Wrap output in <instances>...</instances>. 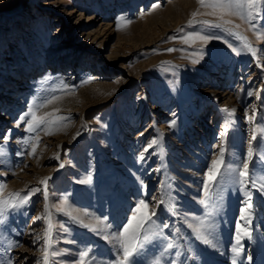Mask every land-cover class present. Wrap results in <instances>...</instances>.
I'll return each mask as SVG.
<instances>
[{"label":"rangeland","instance_id":"374dc122","mask_svg":"<svg viewBox=\"0 0 264 264\" xmlns=\"http://www.w3.org/2000/svg\"><path fill=\"white\" fill-rule=\"evenodd\" d=\"M18 1L0 0L1 69L7 67L10 68V72L16 70L21 74L26 70L33 71L39 65L42 71L40 76H43L49 60L58 58L69 60L74 56H80L90 63L95 62L94 65L98 67L100 63L106 64V71L104 77H95L85 70L78 73L65 67L60 70V76L50 75L49 79H42L41 83L38 81L33 84L34 86L29 85L22 93L28 96V100L32 99L30 106L35 108L36 105L44 104L36 111L38 117L53 113L52 117L46 119L64 117L66 119L57 121V124H64L67 127H61L58 131L53 128L52 135H45L43 130L29 134L25 132L26 124L21 123L19 127L10 129L9 148L0 145L5 148L6 155L7 152L11 155L7 166L11 171L0 172V186H5L3 196L6 198L8 193L18 192L21 196L27 193L30 197L22 207L13 209L5 223L0 225V264H7L9 259L11 264H36L37 260L41 259L39 246L33 248L30 245L32 235L27 224L37 215L36 210L42 207L40 181L43 180V175L40 170L49 162V158L53 162L50 167L53 166L55 170L58 168L54 160L58 142L65 145L60 153L64 170L62 175L52 177L48 186L52 195L55 241L58 243L57 248L66 252L62 255L64 264H71L77 260L78 252L85 246L92 247V259L102 261L103 264H114L117 259V255L110 252L109 248L118 251L114 242L103 239L102 234L94 231L91 232L96 242L90 243L81 224L64 213L57 212L53 205H59L64 197L68 198L66 211H71L73 215L88 212L89 216H81L85 224L95 225L97 221H103L102 228L110 225L107 231L112 233L127 222L139 200L144 199L156 205L159 198L163 197L165 203L155 208L156 225L149 227H155L157 232L162 233L155 238L162 244L165 256L168 254V257H171L172 264H181L180 258H184L181 246L178 241H172L169 237V231L173 232L171 226L173 218L167 222L170 230L162 227L169 215L165 208L168 207L165 184L168 175L171 182L169 194L175 198L176 207L193 205V202L199 207V213L196 215L192 213L191 216L194 217L187 220L191 230L194 232L193 229L198 226L200 220L207 222L209 218L206 213L212 212L211 220L215 222L213 242L217 247L223 246V229L235 230L245 196L238 186L224 183L222 188L214 190V200L209 202L208 207L201 203L204 200V174L211 166L212 160L218 156L220 146L219 144L216 146L214 153L207 154L201 140L200 126L204 120L205 123L218 120L217 115L213 116L212 120V112L205 113L207 108L210 109L212 101L218 102L221 96L220 83L212 82L210 78L222 70L224 75L232 73V83L225 89L231 92L232 101L242 114L239 121L241 131L229 125L224 144L226 161L237 167L242 166L243 158L247 157L253 124L242 112H252V109H255L258 134L260 126L264 125L259 117L264 107V88L261 84L263 79L255 74L254 66L250 67L245 61L246 54H243V49L237 41L225 30L210 27L211 23L196 21L207 18L220 22L215 16L198 15L189 26V21L193 19L192 13L199 8L197 0L185 5H181L183 2L178 4L179 0H109L106 6L108 13H105L101 5L103 0H38L43 9L22 0L23 6L18 13L13 16L7 15L6 12L17 6ZM174 4L182 6L181 11H177L174 17L165 18L164 21L150 20L154 11H162L168 5ZM153 6H157L156 9L152 10ZM58 10L72 15L68 28L66 26L61 28V23L54 21V11ZM199 10L201 13L210 11L204 8ZM90 17L93 18L91 21L93 23H86ZM98 18L104 21L97 24ZM121 18L130 20L131 23L118 30L117 21ZM224 18L232 20L233 24H240L237 30L255 40L256 47L260 48L264 43V38L258 40L257 36L249 31L246 23L235 17ZM94 23L97 25L91 34L98 29V35H92L93 38L94 36L97 38L98 43L85 41L83 37L77 48L73 47L71 50L58 48V45L64 43L65 38L68 39L73 34L81 32L83 36L82 34L86 32L82 29L87 24ZM102 23L108 26L102 27ZM79 24L80 30L69 29ZM255 24L257 32L264 35V11L260 13ZM191 33L213 38L206 43L200 40L185 43L184 38ZM10 46L16 50L11 51ZM99 47L104 50L103 56L114 61L116 68L122 73L114 69L113 74L107 70L109 63L101 59L93 60L92 53ZM168 49L174 51L169 52ZM7 57H10V60L6 64L4 60ZM227 57L235 59L237 65H232L230 58ZM238 64L242 65L240 71ZM120 74L121 79H118L120 76L117 75ZM218 77L216 76L220 81ZM20 79L17 78L16 83ZM44 80L46 81L43 82ZM4 84L5 82L2 84L0 82V97L6 90ZM19 85L20 83L16 86ZM211 91L214 93L211 94ZM249 92L253 94L250 96ZM56 97L59 99H55ZM18 99L20 95L17 99L11 96L8 105L0 104L2 128L11 121L9 115L18 105ZM49 100L52 103H47ZM24 109L26 108L22 107L20 110ZM14 116L15 114L13 118ZM152 117L157 120V125L160 123L159 117L163 118L165 126L162 129L169 136L160 138L154 131ZM172 121H175V125L169 127ZM222 124V121L212 124L214 130L212 135L215 138L210 142L212 149L221 139L217 138L223 130ZM85 126L91 134V139L83 136L75 144L77 138L85 133ZM33 137H38L39 143L36 144L35 155H30L32 144L35 142ZM25 139L29 141L27 144L23 143ZM92 140L96 142L97 147L93 146ZM153 140L157 143L144 152ZM141 152H144L143 160L139 159ZM254 153L250 167L259 173L264 170V158L260 155L264 153V136L258 138ZM233 159H237L239 164H234ZM191 161L197 162L200 169L196 170ZM88 175L92 177L89 183H78ZM199 178L200 184L197 183ZM142 182L147 185L146 189ZM31 189L38 191L31 193L29 191ZM249 190L256 194L251 195L256 199L255 206L261 209L263 203L259 200H264V195L255 189ZM127 193L128 197H125ZM125 209L127 215L122 219ZM259 211L264 214L263 210ZM177 215L179 218L187 216L185 209L181 208L177 210ZM41 221L43 223L44 220ZM9 241L16 246L9 249ZM169 243L174 246L165 251ZM188 243L191 249L195 248L192 239L188 240ZM151 250V244L147 243L137 258L146 256L148 263L154 264V259L150 255ZM159 264H163L162 259H159Z\"/></svg>","mask_w":264,"mask_h":264},{"label":"bare ground","instance_id":"6f19581e","mask_svg":"<svg viewBox=\"0 0 264 264\" xmlns=\"http://www.w3.org/2000/svg\"><path fill=\"white\" fill-rule=\"evenodd\" d=\"M27 1L33 5H37L41 9H43V5L40 3L38 4V0H27ZM191 1L192 0H179L177 3L179 4V2H183L181 5H185ZM108 2H109V0H103L102 4H101V2H99V4H101L102 7H104L103 9H104L105 13H108L106 10V6H108ZM92 4H94V2H92ZM176 4L168 5L166 7V9H164L162 11L161 10L154 11L153 14L150 16V20L164 21L165 18L174 17L176 15L177 11H181V9H182L181 5H176ZM22 6H23L22 0H19L17 3V6L8 10L6 12V14L9 16L10 15L13 16L16 13H18V11L22 8ZM156 7L157 6L152 8V10L156 9ZM54 13H55L54 21H59L62 25L61 28L65 27V26L68 28V26H70L72 15L66 13L63 10L54 11ZM178 14H179V12H178ZM102 20L103 19H99L98 21H96V23L99 24ZM199 20L206 21L208 23H211L212 25L220 23L218 21L207 19V18L206 19L200 18L196 21L198 22ZM91 21H93L92 17L88 18L86 23L91 22ZM76 22H77V20H76ZM53 23H55V22H53ZM91 23H93V22H91ZM96 23L87 24L85 26V28L82 29V31L86 32L85 34H82L83 36H81V32L80 33L77 32L78 34H73L68 39L65 38V40L63 41L64 43L62 42L63 44L58 45V48H60L61 50H66V49L71 50V48H73V47L77 48L80 46V44H81L80 41H82L81 39H83V37H85V41L91 40V43H93V44L98 43L97 38L95 36L93 38V36H92L94 34L98 35V29H95L94 30L95 33L91 34V32L93 31V28H96V25H97ZM89 25H93V27L90 28ZM101 25H102V27L104 26L103 23ZM105 26H108V25H105ZM73 27L74 26H71V27H69V29L75 30V31L81 29L80 24L78 26H75V28H73ZM219 28H221V29L225 30L227 33H229V35L231 37H233L237 41V43L241 46L240 48L243 49V51H242L243 54H246L245 61H247L248 64H250V67L254 66L255 74L262 77L263 83H261V84L263 85V88H264V74L262 75V73L264 72V62H263L264 51H260L261 49H264V43L259 48V47H256L255 40H253L246 33L242 32L240 30H237V29H232V27L229 25H224V26L219 27ZM60 29H59V31H60ZM232 32H235L236 35H233ZM41 33H42V31H41ZM238 36L246 37L248 42L252 44L253 48L255 50H257L258 55L255 58L244 47L243 42L240 39H238ZM99 46H101V45H99ZM9 48L11 49V51L16 50V49H13L12 46H10ZM67 52H69V51H67ZM103 53H104V50L101 47L94 50L92 53L94 55L93 60L97 59L100 61V59H101L104 62L109 63L107 66V70L110 72H113V74H114V69L115 70L117 69V71H120L122 73L121 70H118V68H116L114 61L110 60L107 57H104ZM229 58L232 62V65L236 66L238 62L235 59L233 60L232 57H229ZM9 60H10V57H7L4 60V63L7 64V62ZM109 60H110V62H108ZM94 63L93 62L90 63V62H88V60L86 58L83 59L80 56H74V57H72V59H69V60L67 58L51 59L47 62V66L44 70L45 74L43 76H40V72H42V71L40 70L41 66H39V65H37L33 69V71L32 70L31 71L26 70V71L22 72L21 74L17 73L16 70H13L12 72H10V68H7V67L2 68V69L0 68V82H1V84H2V82L3 83L5 82L4 88L6 89L5 92L0 97V104L8 105V101L11 99V96H13L17 99L20 95V99L17 100L18 105H16L15 109H12V111L9 115L11 117L10 118L11 121H9V124L3 128L0 126V145L5 146V148H9V146H10L9 145V143H10V129L11 128L12 129L17 128V121L19 120L20 116L23 115L28 110L29 106L32 103V99L28 100L27 99L28 96L22 94L23 92L26 91L25 90L26 87H28L29 85H33L34 83H37L38 81H40L38 83H41L42 79H46V78L49 79L50 75H56L57 74L60 76V74H61L60 70H62L65 67H67V68L69 67V69L73 70V72L83 73L82 71L85 70V72H88L89 75L92 74L95 77L96 76H100V77L103 76L104 77V74L106 71V67H105L106 64L100 63L101 65L98 67V66H95ZM229 65H231V63ZM241 67H242V65H239V71H240ZM218 72L219 73L215 76H212L210 78V80H212V82L217 81L221 85V87H220V95L221 96L218 99L219 104L216 100H213L210 109L207 108L205 110V113L208 114V112H210V113L212 112L211 113L212 114V120H213V116L217 115L218 116L217 121H219V122L222 121L223 127L227 121H231L230 125L234 126L238 131H241L239 129L240 128L239 127L240 126L239 121H240V117L242 114L240 111H238V106L236 104H234V102L232 101L231 92L228 89H225L229 83H232L233 75L230 72L226 73V75H224V74H222L223 70L218 71ZM69 74H71V73H69ZM117 76H120V78H118V79H121L122 74L117 75ZM216 76H219L218 78L220 79V81L216 78ZM241 76L242 75L240 74V77ZM100 77H98V78H100ZM209 77H210V75H209ZM17 78H21L20 81H17L18 83H20L19 86H16L18 84V83H16ZM45 81L46 80H44L43 82H45ZM130 81H127V82H130ZM263 91H264V89H263ZM212 93H214V92L211 91V94ZM184 97H185V99H187L186 96H184ZM28 104H29V106L27 107ZM22 107L26 108V109H24L25 111L20 110ZM225 108H228L229 110L234 109L235 110L234 115L232 117H229L227 115V113L224 112ZM262 110L263 111H261V114H260L261 116L259 115V117H261V119L263 120V124H264V118H263L264 107ZM242 113H244V115L246 116L247 119H249L248 117L252 114V112H250V111L242 112ZM14 114H15V116L13 118ZM6 117H5V119H6ZM152 118H153L152 124L154 126V131L160 136V138L164 139L166 136H169L168 133H166V131H164V129H162V127L165 126L163 118L159 117L160 123L158 125L156 122L157 120L154 117H152ZM205 122L206 121L204 120L203 124L200 126V130H201V134H202L201 140L204 144L203 149L204 148L206 149L207 154L208 153H214L216 146H218V144L220 145L221 139H220V137L217 138L220 140H219V142L217 141L218 143H216L214 145V148L212 149V147L210 146V142L215 139L212 135V133L214 132L212 124L213 123L215 124L216 122H213V123H211V122L205 123ZM5 135H9V139L7 142H5L3 140V137ZM83 136H88V138L91 139V134H89V131L87 130L86 126H85V133L80 135L77 138V140L75 141V144L78 143L82 139ZM261 137H263V136H261ZM261 137L258 134V138L261 139ZM239 142L241 144V140H239ZM250 142H251V144L253 142V145L255 146L258 143V139L256 141L251 140ZM92 144L94 147H97L96 142L93 140H92ZM56 145H57V147H56V150L54 153V160L58 164V168L55 170L52 168L53 166L50 167L53 164V162L49 158L48 159L49 162L45 164L44 168L41 169L40 172L43 175V179L50 178V179H48V183H47V191H48V196H49L48 204H49V208H50V212H51V218H52L51 219V222H52V239H53V244H54L55 249L60 250L57 248L58 243L55 241L56 240V233H55V224H54V219H53V209H52V203H51L52 195L49 191V186H48L49 181L51 179H53L54 176H56V175H62L63 170H64V166L61 167V164L64 165V163H62L60 161V153L63 150V146H65V145L63 142H58ZM10 157H11V155L8 154V152H7V155H5L2 159H0V172L1 173L2 172L6 173L7 171H11V169H9L7 167V166H9ZM232 162L234 164H239V161L237 159H233ZM191 163L196 168V170L200 169V165L197 162L191 161ZM169 177H170V175H168L165 179V184H166L167 192H168V196H167V206L168 207H165V208L167 209L169 215L164 220V222H165L164 224H167L168 220L171 217L173 218V223H171L173 232L169 231V237H170V240H172V241H178L180 246H181V250L184 253V258H182V257L180 258L181 264H233L234 260L236 261V264H264V214L262 215L261 214L262 212L260 213V211H259V210L264 211V200L263 199L259 200V201H261V203H263V207H261V209H258L259 207L257 208L255 206L256 205L255 204L256 199L254 198V196H252V203L254 204V207L252 210L253 214L251 215L250 222L247 225L248 231L251 234V238L246 237V238L241 239V243H240L241 254L239 256H236L233 253V248L236 246V237L238 234L237 230H236V224H237V222H239L241 225H244V223H242V220H240V217H239L238 221L235 223V230L234 231H232V229H230V228H226V229L224 228L223 229V232H222L223 240H224L223 246L217 247L214 242L213 243L215 246H211L209 244L203 243L202 239L197 237L196 233L191 230L190 225L187 223V220H191V218L194 217V216H191L192 213L195 215L199 213L198 205H196V202H193V205L188 204V205H184V207H176V203L174 200L175 198L171 194H169L170 189H171V182H170ZM184 177L186 178L187 176H184ZM200 181H201V178H199L197 180V183L200 184ZM183 187H186V186H183ZM41 189H42V193L41 192L40 193L42 194V196H41L42 207L40 206L41 208L37 209L36 210L37 212L35 211L37 213L36 216L42 215L44 205H45L44 185H42V184H41ZM115 189L116 188L114 187V190ZM248 191H250L251 194H255L252 190L248 189ZM193 193L197 194V192H193ZM125 197H128V193L125 194ZM259 205H260V203H259ZM242 206H243V204H242ZM179 208L185 209L187 216H183L182 218H179L177 215V210ZM126 215H127V209H125V211L123 212L122 219L124 217H126ZM36 216L32 220H30L27 224V226L30 228L29 229L30 234L32 235V238L29 241H30V245L33 248H37V246H39L38 248H41L43 246V240H41L40 242H37L35 237L38 234L41 236L43 235V231H44L46 225H45L44 221L42 223L41 220H36L35 219ZM94 226L97 229L102 228V224L96 223ZM83 228H84L83 232L85 233L86 238L89 239V242L90 243L96 242V238H94V234L91 232L92 230H90L89 228H85V227H83ZM168 229L170 230V228H168ZM191 239H192V241L194 243V247H195L193 249L190 248V245L188 243V240L190 241ZM148 244H151L152 250L150 252L151 253L150 255L153 257L154 261L162 259L163 264H172L171 257H168V254L165 256L164 248H163L162 244L156 240L155 236L153 237V239L151 241H149ZM60 251L63 253L62 255H64V253H66L64 250H60ZM109 251L113 252V254H117L116 249H110L109 248ZM99 253L100 252H98V254ZM261 253L263 254L262 257L260 256ZM62 255L57 256L58 259L57 258L55 259V264H64L65 263V260H62ZM100 255H102V254L100 253ZM249 257H251L250 262H249ZM94 261H95V264H103L102 261H99V260H97V261L94 260ZM137 264H149L148 259L146 258V256L143 258H137Z\"/></svg>","mask_w":264,"mask_h":264},{"label":"snow or ice","instance_id":"6c2138e0","mask_svg":"<svg viewBox=\"0 0 264 264\" xmlns=\"http://www.w3.org/2000/svg\"><path fill=\"white\" fill-rule=\"evenodd\" d=\"M199 8L197 11L192 13V20L189 21V26L192 25L193 21L198 15H209L215 16L220 23L215 25H209L210 27H222L224 25H230L232 29H239L240 24H233L232 20L225 19V16L235 17L239 19L242 23H246L249 26V31H252L254 35L257 36V39L264 38V35L257 32L256 24L257 18L260 13L264 11V0H197ZM200 8L209 9L210 11L201 13ZM130 20L118 19L117 28L118 30L126 27ZM207 24V22H203ZM233 35H236L235 32H232ZM212 36H203L199 33H191L184 38V42L188 43L193 40H200L202 42H207L212 39ZM243 42L244 47L248 52L255 58L258 55L257 50H255L251 43L248 42L247 38L244 36H238ZM169 52L174 51V49H168ZM260 51H264L261 49ZM239 55V52L236 53ZM195 62V61H194ZM90 82V81H86ZM253 93L249 92L248 95ZM55 99H59L56 97ZM47 103H52L51 100ZM44 104L29 106L28 110L20 116L17 121V127L21 123L26 124L25 132L32 134L36 133L38 130H43L45 135H52L53 128L57 131L61 127H67L64 124H57V121H62L66 118L56 117L53 119H46V117H52L53 113H46L44 116H37L36 111L38 108L43 107ZM234 109L229 110L228 108L224 109V112L227 113L229 117L234 115ZM249 122L253 124L251 140L256 141L258 139L257 132V120H256V111L253 108L252 114L248 117ZM231 121H227L223 127V130L220 131L219 136L221 138V143L219 146L218 156L212 160L211 166L208 167L206 173L204 174L203 180V192L204 200L201 201L205 207L209 206V202L214 200V190L222 188L224 183L230 185H236L239 187V190L244 193L245 199L243 201V207L240 208V220L244 221V225H241L239 222L236 224L237 237H236V246L233 248V253L236 256L241 254L240 243L242 237L251 238V234L248 231L247 225L250 222L251 215L253 214L254 204L252 203L251 192L248 191L249 188L255 189L260 194L264 195V170H261L259 173L254 171L250 164L252 163V158L254 156V145L249 144L247 157L243 158L242 166L234 167L228 161L225 160V148L224 144L226 143V138L228 134L229 125ZM175 121H172L169 124V127H173ZM79 135V133H77ZM259 135L264 136V125L259 128ZM9 135H5L3 140L7 142ZM34 143L32 144V150L29 153L30 155H35L36 144L39 143L38 137H33ZM75 139V137H73ZM29 141L25 139L23 143L27 144ZM157 143L156 140L151 141L148 146L144 149V152H147L149 148H152L153 145ZM258 147V145L256 146ZM144 152L140 153L139 159H145ZM6 155L5 148L0 146V157ZM261 157L264 158V153H260ZM64 165L61 164V167ZM48 179L45 178L40 181L44 185V199L45 205L42 215L36 216V220L43 219L45 222V229L43 235H36L35 239L37 242L43 240V246L40 248L41 259L37 260L36 264H55V257L62 255L63 253L60 250L55 249L52 239V222H51V212L48 204V191L47 183ZM91 175H88L85 179H81L78 183L86 184L91 181ZM142 186L146 189L147 185L143 184ZM5 186H0V225L4 224L8 214L16 208L22 207L29 199V195L26 193L24 196H21L18 192L8 193L7 197L3 196ZM31 193L38 191V189L29 190ZM165 203L164 198H159V201L156 205L149 203L148 201L141 199L137 202L135 207L132 209V215L127 219V222L123 224L122 228L118 229L116 232L112 233L107 231L111 226L107 225L104 228L97 229L93 224H85L84 220L81 218L87 217L90 214L88 212H83L79 215H73L71 211H66L65 207L68 204V198L64 197L61 199L59 205H53L57 212H62L65 215L71 217V219L85 228L102 234V238L105 240H111L118 247L117 259L114 264H137V257L144 250L145 245L149 243L156 235H162L156 231V228H150L149 225H156L155 217L157 215L155 208L159 205ZM174 210V209H173ZM206 216L209 220H200L198 226L194 228V232L197 237L202 239L205 244L215 246L214 241V229L215 222L211 220L213 216L212 212L206 213ZM98 224H102L103 221H97ZM168 224H162L163 228H167ZM9 249L16 246L15 243L9 241ZM173 245L171 243L167 244L165 251L171 249ZM93 251L92 247L85 246L82 250L78 252V259L71 262V264H95V261L92 259ZM251 257H249V262ZM7 264H11V260L7 261ZM154 264H159V260L154 261ZM233 264H236V261H233Z\"/></svg>","mask_w":264,"mask_h":264}]
</instances>
